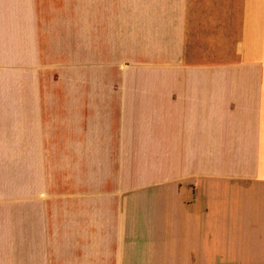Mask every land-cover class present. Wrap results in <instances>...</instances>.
Returning <instances> with one entry per match:
<instances>
[{
  "label": "crops",
  "instance_id": "crops-1",
  "mask_svg": "<svg viewBox=\"0 0 264 264\" xmlns=\"http://www.w3.org/2000/svg\"><path fill=\"white\" fill-rule=\"evenodd\" d=\"M54 2L115 64L66 135L44 120ZM0 264H264V0H0Z\"/></svg>",
  "mask_w": 264,
  "mask_h": 264
},
{
  "label": "rangeland",
  "instance_id": "rangeland-1",
  "mask_svg": "<svg viewBox=\"0 0 264 264\" xmlns=\"http://www.w3.org/2000/svg\"><path fill=\"white\" fill-rule=\"evenodd\" d=\"M45 2H43L44 4ZM54 8L40 9L47 14H53L52 17L42 18V24L46 25L41 28L56 29V31H41L38 33V42L40 48V58L42 61L41 85L45 93L44 120H54L58 123L60 134L66 135L67 127L73 128L78 133L80 124L84 121L82 112V95L84 87L96 88L100 75L106 76L107 73L113 72L115 67L112 57L107 53V48L102 50L104 64L95 65L93 61L99 60L98 43L95 41V34L83 32V17L81 2H54ZM51 24V25H49ZM58 29V31H57ZM91 60V65L84 67V61ZM87 75L85 76V74ZM88 73H91L90 81ZM94 73L97 75L95 76ZM100 74V75H99ZM89 81V82H88ZM112 82V81H111ZM105 85L104 87H112ZM70 92L68 100L66 94ZM55 107L52 111L51 106ZM69 108H75V111L68 112ZM75 188L83 186L84 178L82 170V146H75ZM109 181L119 183V178L102 176L86 177V182L102 185ZM129 176L123 177V183L130 185ZM129 193L123 192L122 195ZM106 201L113 200L111 194H104L102 198ZM127 199H143L142 194L128 195Z\"/></svg>",
  "mask_w": 264,
  "mask_h": 264
}]
</instances>
